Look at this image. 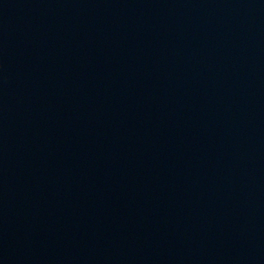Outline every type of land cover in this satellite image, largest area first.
Listing matches in <instances>:
<instances>
[{
	"label": "water",
	"instance_id": "1",
	"mask_svg": "<svg viewBox=\"0 0 264 264\" xmlns=\"http://www.w3.org/2000/svg\"><path fill=\"white\" fill-rule=\"evenodd\" d=\"M0 264H264V0H0Z\"/></svg>",
	"mask_w": 264,
	"mask_h": 264
}]
</instances>
